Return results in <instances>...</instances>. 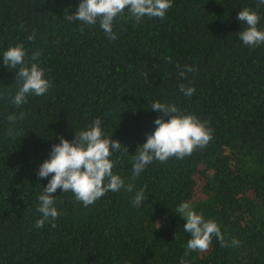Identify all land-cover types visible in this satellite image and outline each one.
<instances>
[{
    "label": "trees",
    "instance_id": "1",
    "mask_svg": "<svg viewBox=\"0 0 264 264\" xmlns=\"http://www.w3.org/2000/svg\"><path fill=\"white\" fill-rule=\"evenodd\" d=\"M79 3L0 0V264H264V44L244 45L245 25L237 19L243 8L254 10L264 30V5L172 0L163 19L139 23L125 9L112 40L99 23L67 19ZM18 43L28 66L40 52L52 86L14 106L17 70L4 65L2 54ZM177 64L196 71L181 78ZM180 84L194 94L185 96ZM153 102L206 121L212 139L183 159L154 160L133 179L138 146L156 117L169 118ZM21 112L8 135L7 116ZM97 118L104 135L121 142L113 172L133 191H109L84 206L57 189L56 226L37 228L38 196L51 178L37 176L41 163L61 136L71 142ZM141 188L147 199L137 207ZM182 203L215 220L229 246L213 237L207 251H188L191 237L176 211ZM234 239L239 243L231 246Z\"/></svg>",
    "mask_w": 264,
    "mask_h": 264
},
{
    "label": "clouds",
    "instance_id": "2",
    "mask_svg": "<svg viewBox=\"0 0 264 264\" xmlns=\"http://www.w3.org/2000/svg\"><path fill=\"white\" fill-rule=\"evenodd\" d=\"M264 5V0H257V7ZM172 7V0H80L77 10L68 14L67 19L71 22L79 21L85 25H96L104 31L109 39L115 40L113 22L115 18L122 15L125 9L131 13L137 23L145 16L149 18L163 19ZM237 19L245 25L239 32V39L244 45L255 48L264 44V30L257 26L260 15L249 8H243L237 14ZM35 38V30L27 36L28 41ZM27 52L23 43L8 47L2 54L3 63L9 69H16V81L18 90L12 97L14 106L26 103L27 94L42 96L52 86V82L45 78V70L40 67L38 61L40 52L33 53L31 59L34 61L30 66L25 64ZM181 78L186 73L196 71L190 65H176ZM181 92L191 97L195 88L179 85ZM153 110L168 116L167 120L160 116L156 117L154 123L156 128L147 136L146 141L138 146L139 151L133 157L132 175L133 179L138 177L154 160L161 163L170 158L183 159L191 156L198 149L208 145L212 139V130L208 128L206 121H201L193 114H184L174 105H166L161 102H153L150 106ZM24 113L10 114L7 116L9 128L7 134H12V128L18 119H23ZM119 140H113L105 136L101 128V120L95 119L92 125L79 132L75 131L73 140L70 142L63 136L60 142L53 144L49 158L45 159L37 172L40 178L51 176L43 192L38 196V212L42 214L35 221L37 228H42L45 223L55 227L56 219L61 215L55 207L54 196L60 189L61 192H71L76 201L84 206L93 205L98 199L109 191L118 192L125 188L128 192L133 191L132 184H125L120 175L114 174L115 162L111 159L114 151L121 150ZM123 149L127 151L124 147ZM147 199L145 188L135 193L134 206H140ZM185 220L184 231L190 234L187 241V249L191 252H205L209 249L213 237L221 247L229 246L225 241L219 224L212 219L206 220L202 213L191 209L188 203H182L176 209ZM159 227V224H157ZM239 243L232 240L231 246ZM187 255V253H185ZM181 264H186L182 259Z\"/></svg>",
    "mask_w": 264,
    "mask_h": 264
}]
</instances>
